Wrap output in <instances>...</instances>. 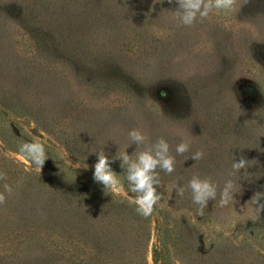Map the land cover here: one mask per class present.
Listing matches in <instances>:
<instances>
[{"label": "rangeland", "instance_id": "1", "mask_svg": "<svg viewBox=\"0 0 264 264\" xmlns=\"http://www.w3.org/2000/svg\"><path fill=\"white\" fill-rule=\"evenodd\" d=\"M177 7L0 0V192L13 187L0 204V264H264V212L249 203L264 192V0L192 26L173 18ZM133 129L166 139L176 161L171 174L157 170L148 219L93 179L95 152L111 160ZM34 139L42 170L19 153ZM241 157L248 166L232 175ZM111 167L127 186L120 161ZM194 174L218 192L232 179L234 199L201 212L175 190Z\"/></svg>", "mask_w": 264, "mask_h": 264}, {"label": "clouds", "instance_id": "2", "mask_svg": "<svg viewBox=\"0 0 264 264\" xmlns=\"http://www.w3.org/2000/svg\"><path fill=\"white\" fill-rule=\"evenodd\" d=\"M169 3H176L178 7L173 11V18L184 26H192L197 19H206L214 11L232 10L237 0H168ZM131 144L124 151L118 150L117 154L111 157L105 154L104 150L95 152L97 161L92 166L93 179L102 184L104 189L115 194L128 197L129 201L135 205L136 211L142 216H149L154 208L161 201V194L158 191L160 177L158 169L167 174L175 170V157L170 153V146L163 137L154 143H148L146 135L140 129H133L128 133ZM135 145V151L129 155L127 149ZM190 150V141L182 140L175 148L177 154L183 155ZM19 153L27 160H30L37 169L42 170L47 160L45 145L39 139L31 142H24L19 146ZM203 149L195 151L190 159L198 161L203 159ZM116 160L120 161V167L124 170L125 183L120 176L112 169L111 164ZM248 160L241 157L239 161L232 163L233 173L245 170ZM76 167L88 169L89 165L76 163ZM7 179L6 173L0 171V181ZM3 192H0V204L6 201V195H12L13 187L3 184ZM236 185L232 179L224 182L222 190L218 192V187L210 178H202L194 174L185 185L175 186L177 196L183 197L185 191H190L192 202L202 210L206 208L210 201H217L221 207L229 205L234 199ZM253 205V210L257 217L264 212V192H256L249 201ZM177 214H185L184 209L177 210ZM174 264H182L180 259H175Z\"/></svg>", "mask_w": 264, "mask_h": 264}, {"label": "trees", "instance_id": "3", "mask_svg": "<svg viewBox=\"0 0 264 264\" xmlns=\"http://www.w3.org/2000/svg\"><path fill=\"white\" fill-rule=\"evenodd\" d=\"M145 217V219H148V216H144ZM147 222V221H146Z\"/></svg>", "mask_w": 264, "mask_h": 264}]
</instances>
